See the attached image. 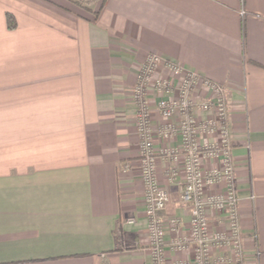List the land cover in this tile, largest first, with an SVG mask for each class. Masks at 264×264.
I'll use <instances>...</instances> for the list:
<instances>
[{
    "label": "crops",
    "instance_id": "0c3cea01",
    "mask_svg": "<svg viewBox=\"0 0 264 264\" xmlns=\"http://www.w3.org/2000/svg\"><path fill=\"white\" fill-rule=\"evenodd\" d=\"M150 53L225 86L243 257L264 264V0H0V264H150L132 96ZM149 107L165 264L191 261L172 247L189 234L181 165L160 152L180 137Z\"/></svg>",
    "mask_w": 264,
    "mask_h": 264
},
{
    "label": "built area",
    "instance_id": "2783aa9c",
    "mask_svg": "<svg viewBox=\"0 0 264 264\" xmlns=\"http://www.w3.org/2000/svg\"><path fill=\"white\" fill-rule=\"evenodd\" d=\"M161 68L166 70L165 75L161 74ZM198 86L206 92L202 98L196 97ZM132 96L136 106L139 173L144 191L150 264H165L162 211L169 199L155 175L151 99L163 119L156 129L157 134L164 139L176 134L180 137L177 148L166 147L160 151L181 165L180 198L190 206L189 234L175 238L172 247L177 251L191 249L192 258L176 264H245L225 86L171 59L150 53L135 71ZM209 208L224 217V229L210 230L206 213ZM171 222L174 228L177 220ZM216 248H227L230 255L211 258Z\"/></svg>",
    "mask_w": 264,
    "mask_h": 264
},
{
    "label": "trees",
    "instance_id": "16d2710c",
    "mask_svg": "<svg viewBox=\"0 0 264 264\" xmlns=\"http://www.w3.org/2000/svg\"><path fill=\"white\" fill-rule=\"evenodd\" d=\"M6 23H7V26L10 28H13L15 26V19L13 15L9 13L6 14Z\"/></svg>",
    "mask_w": 264,
    "mask_h": 264
},
{
    "label": "rangeland",
    "instance_id": "374dc122",
    "mask_svg": "<svg viewBox=\"0 0 264 264\" xmlns=\"http://www.w3.org/2000/svg\"><path fill=\"white\" fill-rule=\"evenodd\" d=\"M180 193H181V190H180Z\"/></svg>",
    "mask_w": 264,
    "mask_h": 264
}]
</instances>
